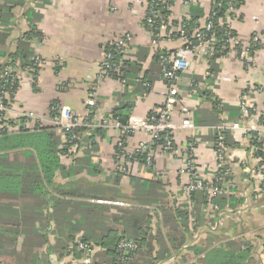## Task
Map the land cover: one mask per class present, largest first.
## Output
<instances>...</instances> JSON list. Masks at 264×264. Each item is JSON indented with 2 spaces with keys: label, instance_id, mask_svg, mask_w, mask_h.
I'll return each instance as SVG.
<instances>
[{
  "label": "crops",
  "instance_id": "obj_1",
  "mask_svg": "<svg viewBox=\"0 0 264 264\" xmlns=\"http://www.w3.org/2000/svg\"><path fill=\"white\" fill-rule=\"evenodd\" d=\"M144 1L0 0V3L2 2L0 66L7 61L8 55L17 48L18 42L21 41L30 25L36 26L43 35L40 40L36 36L32 37L28 43V47L31 49L29 58L33 59L36 55L41 58L40 74L37 77L39 90L33 91L31 86L33 77L29 71L17 70L20 87L15 94L13 106L15 105L19 111H29L47 117L48 111L46 113L45 110L49 102L58 99L61 102L60 105L68 106L72 113L84 114L87 100L93 99L95 101L92 110L93 115L101 117L111 115V111L118 107L122 101L120 95L123 87L111 78L98 79L96 77L98 63L103 59L101 45L114 33L129 32L133 35L132 42L135 50L127 53L128 60L142 61V70L150 65L152 51L149 47L152 36L141 25L144 15ZM242 1L245 9L249 10L248 16L245 17V20L243 19V23H232L229 20V26L236 29L239 40H244L243 43H246L249 32H261L264 29V0ZM190 5L191 7H185L176 2L172 7L171 14L175 18L180 15L191 17V8H198L203 11V16L198 19L200 25H203L205 17L209 13L211 2L209 0H190ZM28 10L34 11L31 13L32 16L28 14ZM29 16L33 17L30 24ZM161 39V42L158 43L160 48H164L166 51H174L175 54L181 50V55L189 59L188 68L181 72L177 83H175L181 105L178 108L175 107L174 120L179 121L188 118L194 122L195 119H211V116L216 119L214 122L204 124L194 122L200 129L197 134L198 137H210V127L218 124L224 118L234 121V107L238 106V99L243 87L249 86L253 82L261 83V79H264V73L261 71L264 65V49L255 51L253 58L256 68L253 70L244 67L234 52L230 50L226 55L216 57L213 60L217 66V71L212 72L210 71L211 67H209L211 56L184 50L180 38L166 37ZM141 46L148 47V52H146L143 60L141 57L136 58V53ZM136 47H138L137 50ZM63 82H67V87L63 91H59L58 85ZM127 90L130 91L131 88L128 87ZM206 91L217 96L220 101V110L214 111L212 103L205 98L204 92ZM260 93L262 92H256L253 95V102L259 109L264 105V99ZM166 94L167 89L163 81L156 77L151 83L149 93L145 95L132 94L127 100L134 105L131 111H128L129 116L135 115L145 118L149 111H157L158 107L164 104ZM14 118V114L11 115V119ZM122 120L125 119L120 118L117 121L121 123ZM47 125L51 124L47 123ZM176 132H174L176 145L180 151L184 139L188 142L193 133L187 129H179ZM55 133L60 136L57 130ZM95 133L93 131L84 132L87 134L86 136H93ZM118 134V130L106 129L103 138L97 137V134L94 135L98 145L96 148H90L86 157L91 158L92 163L89 166L92 165L95 171L99 169L101 172L92 175L83 169L85 171L82 172L83 174L74 176L65 177L57 174L55 185L60 190L65 191L66 194L53 190L47 191L45 196L36 199L37 203L44 201L43 206H36L37 209L19 206L17 209L10 210L14 199L5 194H0V222L2 220L10 222L12 216L30 219L26 225L22 222L21 226L24 227L20 228L21 235L17 236L14 244H3V250L6 253V257L3 258L4 264H84L81 258L59 254L58 249L61 244L56 242V233L81 235L84 231L81 226L70 223L63 224L61 221H58L61 226L57 227L56 220L49 219L50 216L54 218L80 216V213L73 211L74 209L71 207L64 210L62 215L55 212L51 206L57 198L66 203L89 202L98 205L101 209H96V215L104 222H108L112 216L120 217L123 215V211L130 207L129 200L132 195L136 192L139 193L135 186L143 180H162L161 182L166 185L164 189L168 201L188 202V197L183 196L181 192L178 160L159 152H157L155 164L152 167L138 163L128 164L131 173L121 174L120 178L115 179L116 169L110 161L113 152L112 145H114L111 143L115 141ZM145 135L146 133L135 135L136 141L131 144L137 143V139L143 138ZM230 135L238 136L240 134L233 132ZM211 143L212 141L206 139L198 142L193 149L194 162L204 172H210L213 167L214 156ZM244 146L231 150L227 158L230 163L232 159L234 160V164L228 166L236 181V188L230 195L242 199V202L237 204L234 209L224 208L217 213L209 211L207 206L199 208L198 215L206 216V220L205 224L196 229L192 236L186 237L183 252L189 254L188 264H264V196L259 195L258 197L253 194L254 174L245 171L243 168L238 173L235 167V164L240 163L239 161L246 159V168L250 170L251 162ZM132 148L131 145L127 146L128 150ZM180 153L183 155L185 151L181 150ZM105 184L115 187V199L94 196V193L89 191L90 186ZM72 191L76 194H71ZM142 191L144 193L145 191L149 192V189ZM254 197L258 199H254ZM40 198H44L43 201ZM95 199L106 200L110 203L97 202ZM111 202H123L126 205ZM7 205L10 206L7 207ZM34 210L36 211L34 212ZM2 215L7 216L6 219H2ZM5 224L0 223V234L12 229L11 224ZM151 226L154 227L153 221ZM24 233L43 234L47 242L40 245L29 244L24 241ZM191 245L192 247H190ZM94 249L97 251L100 247L96 246ZM156 249L158 250L159 247ZM165 262L160 261L161 264H167Z\"/></svg>",
  "mask_w": 264,
  "mask_h": 264
},
{
  "label": "trees",
  "instance_id": "obj_2",
  "mask_svg": "<svg viewBox=\"0 0 264 264\" xmlns=\"http://www.w3.org/2000/svg\"><path fill=\"white\" fill-rule=\"evenodd\" d=\"M209 1L211 2L209 19L212 23H214V29L213 31L201 29V31L203 32V35L206 39L209 38L212 33H214L216 36V41L213 45L214 52L209 59V67H211L210 71L213 72L217 71V66L213 61L216 57L224 56L230 50H232L235 56L239 58L244 45H249L254 36L258 35V33H256L258 31L249 32V38L246 40V43H243L244 40H239L236 29L233 27L231 28V26H228L229 28H227L226 25L218 24V21L224 18V13L229 2H231L233 6V11L230 13V22L243 23V19H246L245 17L248 16L249 10L245 9V5L242 0ZM1 3L0 16L2 17ZM144 4V15L141 21L142 28L150 32L152 38H157L160 40L161 38L159 34V28L157 27L159 24L158 21L156 22L157 25H155V27L148 30L149 27L146 20L151 8L150 6L152 5L151 0H145ZM191 10L192 16L190 19L183 21L187 23L184 26L185 34L187 36H190L192 28L200 27L198 19L203 16L202 10L195 7H192ZM162 12L169 13V11H164V9ZM213 12H215V14H213ZM31 13H34V11L28 10V14L31 15ZM32 19L33 17L29 16V24L32 22ZM172 23L176 24V21H172ZM225 29L230 32L233 38L238 39L236 43L229 44L228 42H225ZM261 32H264V29H262ZM125 33V31L123 33H114L110 38L102 43V58H104L106 51L112 48L110 44L113 43L115 39L122 37ZM34 36H36L39 40L43 38L42 32L36 26L30 25L28 31L24 33L21 41L18 42L17 48L8 55L6 58L7 61L0 66V74L7 65L14 66L18 71L19 69L29 71L33 77L31 82L32 89L33 91H38L39 86L37 77L40 74L39 65L41 58L39 60H35L34 58L30 59L29 57L31 55V49L28 47L29 41ZM168 37L179 38V34L172 32ZM190 40L193 44H196V39L190 37ZM149 48L152 51V56L150 65L146 69L142 70V61H136V59H133L123 61L120 74H114L112 70H108L107 76L109 75L113 80L118 82V84L122 85L123 87V91L120 95L122 101L120 102L119 106L115 107L110 113L116 120H119L120 118L125 120L128 119V111H131L134 105L131 104L130 101L127 102V100L132 94L145 95L149 93L151 90V83L156 77L163 81V84L167 89L166 97L168 95L169 89L175 85V81L173 79L170 77H164L162 70V58L176 55L175 52L166 51L164 48H160L159 46L156 48ZM137 49L138 47H136V50ZM258 49H264V44H252V46H250L249 54L253 56L255 51ZM146 52H148V47L141 46L138 49L139 54L136 53V58L141 57V60H143V58H145ZM119 59L120 55L114 54V58L112 59L111 63L116 64ZM244 66L246 67V63H244ZM166 68H170L169 63L166 65ZM97 69L98 72H100L99 66H97ZM176 74L180 75L181 72L176 71ZM13 75L16 77L15 72H13ZM96 77L102 78L103 76L101 77V75L99 76L97 74ZM261 84L263 86V91L258 92H262L260 94L264 99V79H261ZM254 86L255 89H257V84H254ZM19 87V77H16L13 81H7V84H5V81H3V79L0 77V91L7 90L10 92L9 99L7 101H3L6 107L10 106V104L14 101L15 94ZM65 87H67V82L60 83V85H58V90L63 91ZM128 87L131 88L130 91L127 90ZM247 87L248 86L243 87L241 93ZM204 95L205 98L209 100L210 103H212L214 111L220 110V101L215 94L206 91L204 92ZM55 104L60 105V100L53 99L49 102L45 110L46 113L48 111V116H55V112L51 110V107ZM163 105L164 104L158 107V109H161ZM180 105V98L177 97L175 107L178 108ZM234 111V120H236L240 114V111L238 107H234ZM257 111H259L258 107L248 109L249 115L255 114ZM156 113L157 111H149L145 119L149 121L152 118H155ZM0 116H2L1 112ZM210 118L211 119H195L194 122L197 124H204L214 122L216 120L212 116ZM23 120V118L19 119L21 126H19L18 129H16V133L12 135L7 134L8 131L6 129L0 130V194H5L9 197H12L11 199H14L12 200L13 202L11 206L7 205V207H11L10 210L17 209L19 206L32 207L33 209H37L36 206H43L45 204L43 201L44 198H40V200L43 202L39 203L36 202V199H38V197L45 196L49 190L66 194L65 191L60 190L59 187L55 185L57 174L65 177L71 175L74 176L85 172L83 169L92 175L101 172L99 169L95 171L92 165L89 166V164L92 162L90 157H86V153L89 152L90 148L97 147L98 143L97 140L94 139V135L97 134V137L100 136V138H103L104 132L106 130L105 128H94L93 132L96 133L93 136L89 135L86 137L83 135L84 132L92 131V129H77L78 137L72 142H75L79 147H77V152L72 154L70 152L72 143L63 142L61 137L56 135V128L54 126L41 124L36 125L33 128H27L23 126ZM14 121V119H9L5 122L10 126H14ZM177 132L175 131V133ZM137 134L140 135L142 132H130L126 134H121L119 132L115 141L111 143L114 145H112L113 152L110 161H112L114 168L117 170H115V179L118 177L120 178L121 174L126 175L131 173V169L128 167V164L132 165L134 163H138L146 166L149 163L148 167H152L155 164L153 158L147 161L148 152L133 154L131 157H129L130 161H128V159L125 157L117 158V140L121 139L124 141L125 147L130 145L133 147L136 143H131L136 141L134 137ZM223 134L225 136L224 147L226 150V159H224V161H226V166L234 164L233 159L231 163L227 160L231 150L234 148H242L244 145V147L248 146L246 151L250 162L252 161L250 155L251 146L257 149L255 157H259L262 154L261 148L263 141L258 142L255 138L254 132H247L246 135H248V137L244 140L242 139L243 137L241 132H239L240 135L238 136L230 135L229 131H225ZM66 136L69 137V135ZM166 136L169 137L172 147H175L176 149L178 148L176 145V134H167L166 132H161L159 137L153 141L152 149L154 151L163 150V148H165L166 141L164 138ZM216 136L217 133H211L210 137L200 136L196 139V144L197 142H201L206 139L213 141ZM146 138L147 134L143 138L140 137L137 139V142ZM178 138L180 137L178 136ZM185 142L187 141L184 139L183 145L180 146V149L187 152ZM188 143H190V139H188L187 145ZM64 158L66 161L63 160ZM194 165L197 166L195 162ZM122 166L126 168L124 171H121ZM235 167L237 168V172L240 173V169L242 170L243 165L239 163L235 164ZM161 181L143 180L139 185H136L135 187L139 190V193L136 192L132 195V198L129 200L130 207L127 208V210H124L123 215H120V217H110L108 222H104L97 217L96 209H101V207L98 205L96 206V204H90L89 202H80V204L66 203L64 200L57 198L51 206V208H54L53 210H55V212H59V214L62 215L64 210L71 207L74 209L73 211L79 212L80 216H59V218L50 216L49 219L56 220L57 227L61 226L58 223V221H61L63 224L70 223L71 225L81 226L84 231L81 235L64 232L56 233V242L61 244V247L58 249L59 254L64 256L67 255L73 258H81L84 264H123L121 257L122 254L118 250L117 244L120 239L124 238L132 240L136 244V249L131 255V258L128 259L124 264H161L160 261H166L165 263L167 264H188L189 254L185 253V251L183 252L185 248H183V246L185 244L186 237L192 236L196 229L205 224L204 222L206 220V216L204 217L203 215H198L199 208L201 206L208 207L210 203H215L218 206V210L212 212L217 213L224 208L234 209L237 207V204H241L242 202V199L236 198L232 194L226 195L225 193H222L217 196H211L204 191H195L190 193L187 196L188 202H182L180 200V202H170L167 199L164 189L166 185ZM148 189L149 192L145 191L144 193L142 191ZM114 190V186H108L106 184L102 186L93 185L90 186L89 189V191L94 193V196H101L104 199H115L116 195H114ZM70 193L76 194V192L73 191ZM255 198L257 197H254V199ZM35 211L36 210H34V212ZM2 216V219H6L7 217L5 215ZM28 221H30V219L12 216L10 222L6 220H2V222H0L2 225L9 223L12 226H10L12 229H10L9 232L5 231L3 234H0V264H4L3 258L6 257V253L3 250V244H14L17 240V236L21 235L20 228L24 227L21 226L22 222L24 225H26ZM152 221L154 227L151 226ZM24 234V241L29 244L40 245L43 242H47L45 235L43 234ZM79 244H85L86 247L89 248V251L86 252L85 250L80 249ZM96 246L100 247V249L97 251L94 249ZM157 247H159L158 250L156 249ZM190 247H192V245Z\"/></svg>",
  "mask_w": 264,
  "mask_h": 264
},
{
  "label": "built area",
  "instance_id": "obj_3",
  "mask_svg": "<svg viewBox=\"0 0 264 264\" xmlns=\"http://www.w3.org/2000/svg\"><path fill=\"white\" fill-rule=\"evenodd\" d=\"M176 2L184 5L185 7L190 6V0H151L152 5L150 6L151 8L146 20L149 27L148 30L155 27V25H157L156 22L158 21L159 24L157 27L159 28L160 38H172L168 37L172 32L178 33L179 38L182 40L184 50H188L189 52H193L195 54L211 56L214 52L213 45L216 41V36L214 33H212L210 37L206 39L203 35V32L201 31V29L213 31L214 23H212L209 19L210 13H208L205 17V23L200 25V27L192 28L190 36H187L184 30V26L187 23L183 21L189 20L190 17L180 15L178 18H175L171 14L172 7ZM163 9L164 11H169V13H163ZM232 10V3L229 2L224 13V18L218 21L219 25H226V27L229 28V17ZM213 14H215V12H213ZM172 21H176V24H173ZM224 32L225 42L231 44L238 41V39L233 38L230 32L226 29ZM148 33L151 35L150 32ZM132 37L133 35L127 32L122 37L115 39L113 43L110 44L112 48L106 51L104 58L98 63V66L100 67V75L101 77L103 76L102 78H111L109 75L107 76L108 70H112L114 74L121 73L120 69L123 65V61L128 60L129 58L127 53L130 51L133 52L135 50ZM190 37L197 40L196 44L192 43ZM161 40L162 39L158 40L157 38H151L150 47L156 48ZM256 43L264 44V41L255 35L249 45H244L238 58L243 63V65L246 63L247 69L256 68L255 60L253 58L254 55L251 56L249 54L250 46ZM114 54L120 55V59L116 64L111 63L112 59L114 58ZM34 59L39 60V57L36 55ZM168 63L170 64V68H166ZM162 65L164 77H170L175 81V83H177L180 75H177L176 71H185L189 66V59L183 57L180 50L178 53H176V55L163 57ZM261 71L264 73V65ZM13 72H15L16 77H18L17 70L14 66H5L2 73L0 74V77L3 79V81H5V84H7V81L15 80L16 77L13 75ZM254 84H257V89H255ZM262 87L263 86L261 83L253 82L244 91H242L237 103L240 114L236 120L229 121L227 118H224L218 124L210 127L212 134L217 133L216 138H214L211 143L213 148L214 162L210 172H204L203 169L194 165L193 149L198 144V142L196 144V139L198 138L197 134L200 132L199 126L195 125L188 118H183L179 121H175L173 118V112L175 110V104L178 97V91L175 88V85L169 89L168 95L164 101V105L161 109L157 110L155 118H152L148 121L145 118L130 115L123 125L109 114L107 117H102V119H97L95 115H92L93 112L91 114V111L95 106V101L93 99L87 100V110L84 114H73L68 106L55 104L51 107V110L55 112V116L44 117L29 111H19L18 109L14 108L13 102L10 104V106L6 107L3 101H7L9 99L10 92L7 90H1L0 112L2 113V116H0V130L6 129L9 131L12 127L15 130L18 129V127L21 126L19 121L21 118L24 119L22 122L23 126L27 128H33L36 125H44L49 123L53 125L60 133L59 135L62 141L65 143H72V147L77 146V144L72 141L77 139V129L80 128H114L117 129L121 134L130 132L146 133L147 138L139 140L131 150H128L127 147L124 146V141L121 139L117 140V158L125 157L128 159V161H130L129 157H131V155L148 152L147 161H149L151 158L155 160L157 152H159L161 154L167 155L169 158L177 159L180 165L178 172L181 181V191L184 196H188L190 193L195 191H204L211 196H217L222 193H225L226 195L232 193V191L236 188V181L232 176L229 167L226 166V161H224V159H226V150L224 147L225 136L223 132H241L243 140L248 137V135H246L247 132H254L256 140L258 142L263 141L261 148L262 154L259 157H255L257 149L251 146L250 155L252 161L250 164V170L246 168L247 160H241L240 163L243 165L242 168L245 171L254 174V194L255 196H259L264 195V105L259 109V111L252 115H249L248 109L256 107L255 103L253 102V95H255L256 92L261 91ZM13 114L15 117V124L14 126H10L5 121L11 119V115ZM179 129H187L193 133L192 137L190 138V143H188V145L186 144L187 152H185L183 155L177 154L179 150L175 147H172L170 139L167 136L164 138L166 141V146L163 148V150L154 151L152 149L153 141L159 137L161 132L173 134ZM66 135H69V137ZM247 147H245V149ZM147 165H149V163ZM125 169L126 168L122 166L121 171H124ZM98 201L105 203L109 202L106 200ZM111 203L126 205V203L123 202ZM208 207L210 211L218 210V206L215 203H210ZM117 246L118 250L122 254V263L124 264L128 259L131 258V255L136 249V244L132 240L122 238L119 240ZM79 248L85 250L86 252L89 251V248L86 247L85 244H79Z\"/></svg>",
  "mask_w": 264,
  "mask_h": 264
},
{
  "label": "rangeland",
  "instance_id": "obj_4",
  "mask_svg": "<svg viewBox=\"0 0 264 264\" xmlns=\"http://www.w3.org/2000/svg\"><path fill=\"white\" fill-rule=\"evenodd\" d=\"M172 11V10H171ZM186 11V10H185ZM233 11V10H232ZM231 18L229 17V20H230ZM258 33V35H256V36H258V37H260L261 39H263V41H264V32H257ZM199 55H201V54H199ZM39 57V56H38ZM39 59H40V57H39ZM252 70H253V68H251ZM98 75H100V72H98ZM99 78V77H98ZM14 108H16V106L14 105ZM13 108V109H14ZM108 115H106V116H102L103 118L104 117H107ZM97 117V119H102V117L101 116H96ZM105 129H107V128H105ZM15 129H13V127L11 128V130H9L8 132H7V134H14V133H16V130L14 131ZM91 130V129H90ZM113 130H115V131H117V129H112V131ZM92 131H93V129H92ZM84 136H86L87 134H83ZM82 140V139H81ZM81 144H85V143H81ZM79 145V144H78ZM77 147H79V146H76V147H71L70 148V152L72 153V154H74V153H76L77 152V150H78V148ZM181 151V150H180ZM180 151L177 153L178 155H182V153H180ZM78 154V153H77ZM101 157V156H100ZM64 161H66V159L64 158L63 159ZM178 163H179V161H178ZM83 174V173H82ZM82 176V175H81ZM99 199H95V201H97V202H99L98 201Z\"/></svg>",
  "mask_w": 264,
  "mask_h": 264
},
{
  "label": "water",
  "instance_id": "obj_5",
  "mask_svg": "<svg viewBox=\"0 0 264 264\" xmlns=\"http://www.w3.org/2000/svg\"><path fill=\"white\" fill-rule=\"evenodd\" d=\"M121 124H122V125L125 124V120H122V121H121Z\"/></svg>",
  "mask_w": 264,
  "mask_h": 264
}]
</instances>
